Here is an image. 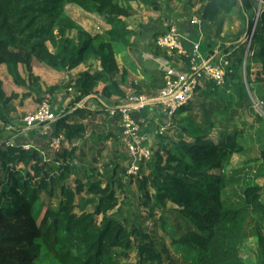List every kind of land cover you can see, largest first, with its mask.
Listing matches in <instances>:
<instances>
[{
    "label": "trees",
    "instance_id": "1",
    "mask_svg": "<svg viewBox=\"0 0 264 264\" xmlns=\"http://www.w3.org/2000/svg\"><path fill=\"white\" fill-rule=\"evenodd\" d=\"M163 2L0 0V69H7L15 87L28 91L21 102L33 98L41 104L63 89L70 93L71 88L76 95L72 108L97 97L104 108L115 109L117 105L110 102L113 98H128L123 90L127 70L119 82L115 80L119 73L115 46L130 47L135 37L125 20L131 18L133 4L160 11ZM71 5L103 17L109 30L91 34L66 13V7ZM236 6L246 15L253 10V1L210 0L202 12V22H214L222 11L230 13ZM259 26L264 31V14ZM256 40L261 70L253 73L246 67L247 82L254 85L264 83V36L258 39L256 34L255 43ZM182 59L189 70L190 59L187 55ZM92 60L99 62L100 70L84 72L64 87L44 90L33 72L35 67L47 66L67 73ZM240 63L244 65L243 60ZM21 67L27 78L23 77ZM234 75L229 76L232 81L236 80ZM100 84L105 88L98 97L95 90ZM4 85L0 77V264H43L46 260L57 264H118L115 251H129L133 246L139 264H243L241 247L250 237L257 239L256 264H264V186L250 187L244 192L250 212L263 218L256 221L252 235L248 233L243 210L232 208L223 198L226 162L244 152L236 134L216 139L213 124L205 131L192 124L184 125L183 133L192 140L165 145V157L162 151L153 155L152 173L138 179L139 191L151 203L153 215L160 214V226L171 230L167 235L170 245L193 259L167 262L141 227H126L112 182H78L75 190L70 188L74 149L61 147L56 153L58 167L53 168L44 162L39 151L13 145L12 137L5 140V134L12 132L9 128L14 129L9 105L19 96H8ZM86 135L87 128L71 123L67 114L57 118L52 134L53 139L63 137L64 143L71 144L83 142ZM257 159L264 163V147ZM56 183L61 185L65 200L57 210L47 209L42 216L46 205L41 196H53ZM169 204L173 207L169 208Z\"/></svg>",
    "mask_w": 264,
    "mask_h": 264
},
{
    "label": "rangeland",
    "instance_id": "2",
    "mask_svg": "<svg viewBox=\"0 0 264 264\" xmlns=\"http://www.w3.org/2000/svg\"><path fill=\"white\" fill-rule=\"evenodd\" d=\"M203 1L205 4L207 0H200L199 2ZM194 2L196 3L194 0H175L168 5L166 11L170 17L179 15L183 11L185 15L183 22H191L193 15L201 18V12L193 13L192 7H195L193 5L195 4ZM254 3L253 1V10L247 12L246 15H243V12L240 11V6H236L230 13L222 11L221 19L217 21V24L203 22L207 34L210 36L209 39L212 40V44L220 49L223 55L231 53L232 56L229 59L232 62L236 80L232 81L228 76L227 82L222 88H214L210 84H202V87L199 88L202 95L195 97L191 105L192 110L184 112L174 120L176 125H174L172 130L175 132L167 133V131V134L158 136L159 143H154L151 146L153 155L162 151V155L165 157L166 153L163 152L165 145H171L173 142L177 143L182 139H186L188 142L192 140L189 135L186 136L182 131L184 125L190 126L191 124L194 127H200L202 131H205L208 125L213 124L215 126L213 137L216 139H220L221 136L227 134H236L238 142L244 147V152L231 156L226 162L225 170L227 173V181L223 198L232 208L243 210V214L248 219L247 230L251 235L254 232L256 221H263V218L260 215H253L250 212V209L245 203L244 192L250 187L264 186V163L257 159L259 151L264 147V83L258 85L250 84L247 82L246 75V67L250 68L253 73H256L261 70L262 62L258 54L259 43H257V40L256 43L253 41L252 44V56L249 54L245 57L246 45H242V40L249 30V25L251 23L253 25L256 18L257 8ZM66 13L77 23L87 28L92 34L104 33L108 29L103 17L89 15L76 6H67ZM129 22L132 27L139 26L140 28L142 26L139 17L133 18L132 20L129 19ZM171 22L173 23V20ZM257 35L258 39H262L264 36V31L261 27H258ZM240 60L244 61L245 66L240 63ZM6 90L10 95L11 88L7 86ZM130 95L133 94L130 93ZM35 108V111H37L38 107L35 106ZM17 131L22 132L19 129H16ZM10 137H12L11 134H5L4 136L5 140L10 139ZM116 160L119 163L112 164L111 153H109L103 157L102 162L91 165L96 168L95 170H89L92 176L88 180H102L105 185L109 182L113 183L112 185L120 200L119 214L127 221L126 227L130 228L131 225L141 227L145 234L151 236L158 252L162 253L165 261L171 262L178 259L193 261L191 257H184L180 251L177 252L170 245V240L167 235L171 233V230L160 226V214L155 213L153 215L151 203L147 202L145 196L139 191V180L128 176L127 159L121 161L115 157L113 161ZM150 163L142 168L141 176L152 173L151 165L153 162ZM51 164L53 163L51 162ZM53 168H57V166L55 165ZM74 171L75 168L73 169ZM75 175L72 180L70 179V183H74L76 177L87 180L77 174ZM73 183L71 187L72 190H75L77 184L73 185ZM60 186L59 183L54 185L53 196L49 197L47 194L41 196L42 202L46 205L42 216L45 215L47 209L51 211L57 210L60 202L65 200L61 196ZM83 197L90 198L88 196ZM172 207L169 204V208ZM92 210L93 207H90L89 211ZM257 248L258 244L255 237H250L244 241L241 247L243 264H256ZM114 258L118 264H139L138 255L134 246L125 252L116 250ZM43 264L57 263L52 260H46Z\"/></svg>",
    "mask_w": 264,
    "mask_h": 264
},
{
    "label": "crops",
    "instance_id": "3",
    "mask_svg": "<svg viewBox=\"0 0 264 264\" xmlns=\"http://www.w3.org/2000/svg\"><path fill=\"white\" fill-rule=\"evenodd\" d=\"M174 1L175 0H164L160 11H154L142 5L133 4V13L129 19L132 20L133 18L139 17L142 26H140V28L139 26L132 27L129 19H126L125 21L129 25V30L135 33V37L133 38L130 47L115 46L119 67V73L116 75L115 80L119 82L124 71L127 70V85L123 88L124 92L127 94L126 96L129 97L130 93L140 94L147 96V98L151 100L150 105L144 112L139 115H134L140 122L142 135L146 138L147 146L149 148H151L154 143H159L158 136H161L159 134V129L166 122V116L158 102L160 90L164 85V72L171 66L179 67L181 70L183 69L180 66H183L184 69H186L182 59L183 55H180L181 53L159 50L154 42L158 36L165 32L167 25L171 20H173V24H176L185 36L192 40H197L199 30L198 27L193 26L191 22L195 18L202 22V19L196 15L191 17V22H183V18H185L183 11L179 13V15H173L170 17L166 9L168 5ZM194 1H196V3L194 2L195 4L193 5L195 7H192L193 13L201 12V16L205 6L210 0H207L205 4L204 1ZM220 19L221 13L213 23L217 24V21ZM170 24H172V22ZM81 26L84 27L83 25ZM85 29L88 31L87 28ZM201 30L202 35L204 34L202 36V54L204 57H211L217 52L218 48L215 47V45L212 44V40L209 39L210 36L207 34L203 22ZM100 69L99 62L97 60H92L89 64L81 65L74 71L67 73L56 72L47 66L35 67L33 72L34 75L40 79L42 88L46 90L47 88L54 86H68L70 83L76 81L82 73L97 71ZM0 70V77L5 81V93L8 96H11L12 94H17L19 96L18 100L13 101L9 105V116L14 123V129L9 133L12 135L11 142L13 145L21 146L23 148L28 147L29 150L39 151L44 162L49 164L50 167L55 165L58 167V163L56 162L57 152L52 149V134L55 130L57 118L67 114L70 115L71 123L83 124L87 128V135L83 142L72 144L66 142L63 144V147L69 150H75L72 175L70 179L72 180L73 177L76 176L75 174L87 179L83 180L76 177L74 183L72 182L73 185L78 182L85 183L87 181H92L88 180L89 177L92 176L89 170H95L96 167H92L91 165L102 162L103 157L109 153H111L112 164H115L116 162L119 163L118 160L113 161L115 157L121 161L127 159L129 163L128 153L122 142L123 128L118 120L109 117L104 111L107 109L103 107L105 104L103 105L97 97L83 101L75 108H72L76 95L70 94L66 89H63L55 95L50 96V98L48 97L51 99L54 120L40 128L23 131L21 128L23 119L28 114L34 113L36 110L35 106L39 107L40 104H37L33 98L21 102L22 96L27 94L28 91L25 88H17L13 85V81L8 75L5 67H1ZM20 71L23 77L27 78L23 67L20 68ZM206 84L209 83H205L204 85ZM7 86L11 88L10 95L7 93ZM104 88L105 85L103 84H100L97 87L95 92L98 97L102 94ZM197 95L202 94L198 91ZM110 102L115 103L117 106H122L125 100L115 97ZM23 116L24 118L22 119ZM16 127L17 129L22 130V132H16ZM169 132L174 133L175 131L170 130L167 133ZM167 133H164L163 135ZM51 162L54 165L51 164ZM74 168L75 171L73 172ZM68 183L72 189V183H70V180Z\"/></svg>",
    "mask_w": 264,
    "mask_h": 264
},
{
    "label": "built area",
    "instance_id": "4",
    "mask_svg": "<svg viewBox=\"0 0 264 264\" xmlns=\"http://www.w3.org/2000/svg\"><path fill=\"white\" fill-rule=\"evenodd\" d=\"M252 1L256 4L257 12L252 28L247 31L242 40V45H246L245 57L249 54L252 56V44L264 14V0ZM191 23L198 27L197 40L185 36L173 23L168 25L166 31L155 40L158 49L181 53L180 55H187L190 59L189 70H185L183 66H180L183 70L171 66L164 72V85L160 90L158 102L166 116V122L159 129L160 135L172 130L176 125L174 120L186 109L191 108L202 84L209 83L217 88H222L226 84L228 76L233 74L232 62L229 59L232 56L231 53L223 55L218 49L211 57H204L202 54V22L195 18ZM69 91L74 94L71 88ZM150 103L151 100L147 96L133 94L125 100L122 106L104 110L111 119L118 120L123 128L122 142L129 157L128 176L136 180L141 178L142 168L151 161L153 152L147 146L146 138L141 132L140 122L134 115L144 112ZM53 118L52 105L48 98L39 105L37 111L28 114L23 119L21 128L23 131L40 128L53 121ZM9 129L13 130L11 127ZM63 144V137L54 138L52 149L57 152L63 147ZM24 149L29 150L28 147Z\"/></svg>",
    "mask_w": 264,
    "mask_h": 264
},
{
    "label": "clouds",
    "instance_id": "5",
    "mask_svg": "<svg viewBox=\"0 0 264 264\" xmlns=\"http://www.w3.org/2000/svg\"><path fill=\"white\" fill-rule=\"evenodd\" d=\"M140 179V178H139Z\"/></svg>",
    "mask_w": 264,
    "mask_h": 264
}]
</instances>
